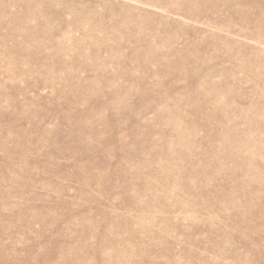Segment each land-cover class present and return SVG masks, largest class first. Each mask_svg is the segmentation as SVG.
Listing matches in <instances>:
<instances>
[{
  "label": "rangeland",
  "instance_id": "obj_1",
  "mask_svg": "<svg viewBox=\"0 0 264 264\" xmlns=\"http://www.w3.org/2000/svg\"><path fill=\"white\" fill-rule=\"evenodd\" d=\"M0 264H264V0H0Z\"/></svg>",
  "mask_w": 264,
  "mask_h": 264
},
{
  "label": "bare ground",
  "instance_id": "obj_2",
  "mask_svg": "<svg viewBox=\"0 0 264 264\" xmlns=\"http://www.w3.org/2000/svg\"><path fill=\"white\" fill-rule=\"evenodd\" d=\"M160 168V167H159ZM162 175V174H161ZM149 189V188H148ZM148 191V190H147ZM163 199V198H162Z\"/></svg>",
  "mask_w": 264,
  "mask_h": 264
}]
</instances>
